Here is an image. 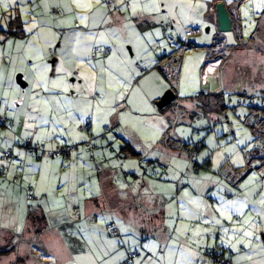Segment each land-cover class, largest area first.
<instances>
[{
  "label": "crops",
  "instance_id": "0c3cea01",
  "mask_svg": "<svg viewBox=\"0 0 264 264\" xmlns=\"http://www.w3.org/2000/svg\"><path fill=\"white\" fill-rule=\"evenodd\" d=\"M165 1L171 4L170 1ZM181 1L187 2L186 15L182 16L175 4L176 7H172L170 11L173 16H163L164 22L168 23L172 30H164L163 33L157 29L160 25L157 16L152 14L138 16L139 11H132L131 2H127L129 14H124L119 9H117L119 12L115 11L116 9L112 11V16H95L94 10L89 14L83 13L80 20L83 26H86L87 30L99 31L96 41L101 39L99 47L96 46L90 51L93 54L92 66L95 70L92 69V77L95 83L83 94L74 89L69 93L70 87H64L65 89L58 87L53 91L49 90L50 94L46 95L43 84L37 79L31 85L32 82L26 73L30 70L29 65L25 64L26 70L28 69L26 72L19 67L15 69L17 71L15 80L12 82V78H9L8 84L11 89L15 82L21 89L22 98L13 94L11 96L9 91L8 98L4 92L0 94V116L8 120L7 124L0 121V163H4L2 160L4 151L13 149L15 154L9 164L7 177L0 179L2 193L0 199L5 201L9 196L8 201L16 203L17 209L24 207L25 214L22 222L19 221L20 218H14L11 212L7 213L8 210L11 211L10 207L5 205L1 209L0 264H33L34 255L37 254L31 249V245L37 248L46 243L50 244V249L53 248L55 264L71 262L74 264L76 259H80L83 264H119L127 258L129 248L140 251L141 255L136 259L138 264H218L207 253L214 246L221 247L224 256L229 258L232 264H264V168L263 171L260 170L264 162L256 163L254 171L239 183H232L223 174L225 165L241 167L244 165V153L234 156L227 153L229 156L226 157L222 154L223 144L219 139V143L218 140L216 142L221 158L203 155L196 158V164L191 163L190 159L178 156L175 150L169 148L172 142L167 141L165 133L172 116L170 107L162 111L157 106V102L170 88V79L157 64L173 56L171 53L181 46L184 32L192 27H201V35L193 38L196 44L192 48L194 52L186 55L189 51L187 50L184 54L179 73L180 76L183 72L180 93L182 96L191 95V98L187 100L188 103L181 100L178 79L177 101L187 120L189 117L196 119L198 115H202L203 119L200 121L202 124L220 122L229 126L227 128L230 129L229 132L235 134L234 124L229 122L227 116L229 109L220 112L212 104L208 111H202L195 95L198 89L204 90L202 85L208 82L211 87L208 93L221 90L229 93L227 99L229 97V101L231 100V107L240 97L249 99L253 105L264 106V38L249 39L251 45L246 40V46L232 52L229 59L217 70L205 69L204 63L202 64L204 50L212 43L215 29L206 22L204 14L215 0H180L179 3ZM116 2L123 4L122 0ZM108 5L111 7L112 2ZM40 6L41 2L38 0H32L29 5V11H32L33 16L37 14L36 19H31L32 22L35 21V28L39 31L35 32V38L42 44L49 42L47 45L52 46L56 40V33H50L46 28L54 29L56 22H59L54 18L61 16L62 11L59 10L60 14H53L52 11L50 15L55 17L50 21L48 15L40 13L45 10H40ZM119 8L123 10L122 7ZM25 11L28 9L24 8L22 14L19 8H16L13 11L14 16H9L6 22L7 30L6 26H3L1 34L11 36L15 29L11 22L14 20L17 23L19 20L21 23L26 16ZM20 27L16 29L21 30ZM67 30L68 34L78 31L74 27ZM167 37L168 43L175 45L172 52H168L163 46ZM36 40L33 44L38 50H42ZM229 41L234 42L233 35L229 36ZM105 47L110 48L107 55L102 52ZM95 48H98L99 52L95 53ZM6 49L7 47L0 54V68H9L12 72L14 58L8 57ZM159 53L160 55H156ZM72 54L80 57L78 50ZM76 57L74 56L73 63H81ZM60 59L52 61L54 67L59 64ZM7 61L11 62L9 66H6ZM73 70L76 69L66 68L68 74ZM210 75L213 77L209 78ZM110 80L112 88L108 83ZM130 87V93L125 96V90ZM15 90L13 86L12 91ZM94 90L101 92L98 99V95H94ZM232 95L236 97L232 98ZM13 96L16 100L11 110L9 107ZM4 101H9V107L8 103L7 106L4 105ZM133 105L137 108L136 112ZM48 111L52 115V122L57 123L56 127H48L49 130L44 126L31 128L33 120L30 115L47 114ZM201 111L205 115L197 114ZM134 112L144 117V120L136 125L127 121ZM247 112H242L240 119L244 118L246 121L249 114ZM206 118L212 123H207ZM87 120L92 124L94 144L103 146L107 142L109 146L111 144L116 146L124 140L132 146L139 144V151L143 153L135 152L137 156L131 161L130 176L145 181L152 179V176L155 177L153 180L158 181L155 186L158 190L150 196V201L138 194V197L134 196L133 189L120 184L122 180L114 172L104 170L98 173L91 170L92 162L101 159V155L105 158L107 146L99 148L97 145L96 150H100V153L96 151L94 160L91 158L82 146L88 134L78 130ZM9 123L11 127L8 126ZM109 125L113 130L106 139L100 141L102 140L100 134L103 133V129H108ZM116 128L120 131H116ZM172 131L175 135L173 139L176 140L179 136L176 125ZM54 134H57L55 137L62 143L79 144L77 153L68 158L51 155L33 158L19 147L20 141L29 136L34 142L43 143L51 149L54 147L52 144ZM181 134L182 130L180 136ZM176 142L178 145V140ZM141 159H148L151 167L159 165L163 171L156 175L146 169L140 174L137 169L142 166ZM171 166H174V174L171 173L172 169H168ZM166 169L169 171L166 172ZM56 178L58 186L63 182L65 186L75 184L78 187L76 197L80 196V189L84 188L86 192L82 196L85 219L79 225L68 219V225H71L69 231L64 227L61 229L63 225H57L60 220L56 221L55 217L52 218L54 223L52 221L48 225L45 211H52V208L46 205L50 194L46 191L37 192L43 181H47L46 186L50 188ZM29 186L33 189V198L30 200L27 195ZM175 187L179 190L177 195H174ZM122 192L125 196L129 194L127 199L122 196ZM173 195L179 198L177 206L174 202L170 203L173 201ZM29 201L33 202L34 207H30V213L27 214ZM76 204L73 202L74 209L80 206L79 203L75 206ZM68 211L58 210L59 213ZM170 212L178 214V219L172 222L161 218L164 214L168 215V218ZM101 216L107 217L104 218L107 221L101 222ZM3 218H7L9 224L1 223ZM12 218L16 219V222H12ZM113 220L119 235L110 234L108 224ZM249 232L251 236L246 235ZM67 239H70L69 243ZM109 258H114L113 263L105 262Z\"/></svg>",
  "mask_w": 264,
  "mask_h": 264
},
{
  "label": "rangeland",
  "instance_id": "374dc122",
  "mask_svg": "<svg viewBox=\"0 0 264 264\" xmlns=\"http://www.w3.org/2000/svg\"><path fill=\"white\" fill-rule=\"evenodd\" d=\"M32 0H15V3L12 2V0H0V54L1 51L5 47H7L6 51H8V57H12L13 59V64L11 68H13L12 72L9 68H0V94L3 92L5 93L6 97L9 95V92H11V96L13 95H18L20 98L21 89L18 87V85L14 82V88L16 89L15 91H12L13 86H10L8 84L9 78H12V82L15 80V77L17 75V67H19L23 71H28L25 68V64L29 65V71L26 72L27 76L29 78V81H31V85L34 84V80L37 79L40 83L43 84L46 95L50 94L49 90H54L58 89V87H70L69 88V93H71L72 89L76 90L78 93H82L86 89H90L89 86H93L95 83V80L92 77V69H94L93 65V54L90 53L91 50H93L94 47H99V41L101 40L100 38L96 41L98 32L97 31H92V30H87L86 26H83L82 22L80 21L83 16V13L89 14L92 10H94L95 16H109L111 15L112 11H117L119 9L122 11L124 14H129V7L127 5V2L132 3V11H139L138 16H150L151 14L153 16H157L159 18V24L157 26V29L161 30L163 33L164 30H172V27L168 26V23L164 22L163 16H173V14L170 12L172 7H176L175 4H177V8L179 9V13L182 16L186 15V6L187 2L186 1H181L180 0H168L170 1L171 4H167L165 0H122L123 4L117 3L116 0H110L112 2V6L108 5L110 2L108 0H38L41 2L40 10L45 9L44 11H40L43 15H48L49 20L51 18H54L55 16H51L50 13L53 11V9L61 10L62 15L59 17H55L57 21L56 26L53 28H46L47 31L54 32L56 33V40L55 43L52 44V46H49L47 44H50L49 42L46 43H40L36 40L35 38V32H39L35 28V21H31V19H36L37 14L35 13V16H33L32 11H29L30 3ZM229 2V0H226ZM232 1V0H231ZM241 2V20H242V34L244 35V41L246 43V40L248 42L249 39L253 40L254 38H257V36H254V31L257 25V18L262 14L264 11V0H239ZM82 4H87L89 5L88 7H80L78 5ZM123 5V6H122ZM47 7V9H46ZM117 7V8H116ZM119 7H122L123 10H121ZM19 8V10L24 12V8H27L28 11H25L24 14V19L21 22V30L20 29H14L13 33L11 36L8 35H3L1 34V30H3V26H6V22L8 21L9 16H14L13 11ZM107 13H109L107 15ZM247 13V15H245ZM112 16V15H111ZM126 16V15H125ZM15 18V17H13ZM55 20V21H56ZM51 21V20H50ZM80 21V22H79ZM16 22V21H15ZM22 23H24V26H22ZM166 23V24H164ZM70 27L76 28L79 32H72L68 34V29ZM6 26V30H7ZM86 30H85V29ZM170 28V29H169ZM46 29H44L46 31ZM178 29V28H177ZM82 30V31H81ZM177 31V30H175ZM27 34V35H26ZM68 34V35H67ZM183 37H185V32L183 33ZM232 35V34H229ZM10 39V41H9ZM35 40L38 42L37 45H40L42 50H38L35 44ZM62 41V42H61ZM52 42V41H51ZM249 43V42H248ZM250 44V43H249ZM173 45V46H172ZM251 45V44H250ZM163 46L168 49V52H172L175 50V45L174 44H169L168 43V37L165 38L163 42ZM193 47L189 48L188 52L186 55H189L190 53L194 52ZM180 47L177 48L173 53L175 54ZM78 50V54L80 55L76 57V55H73L72 52ZM164 51V50H163ZM161 51V53L163 52ZM233 52V51H232ZM96 53V52H95ZM156 55H160L156 54ZM74 56L76 57V60L81 61V63L74 62ZM61 58L59 61V64L57 66H53L52 61L54 59ZM19 63H16V62ZM205 61V55H203V60L202 64ZM11 62L7 61L6 66H9ZM22 67V68H21ZM70 67V69L75 68L76 70H73L71 74H68V71H66V68ZM54 69V70H53ZM22 71V72H23ZM78 71L80 74H78ZM10 72V73H9ZM75 79V80H73ZM179 93L181 91L180 86L182 85L183 81V72H181V75L179 76ZM109 83L110 88H112V83L111 80ZM170 88H171V82H170ZM169 88V89H170ZM65 89V88H64ZM203 89V88H202ZM9 91V92H8ZM131 91V87L125 90V96L128 95ZM201 91L198 89L197 94H199ZM40 93V92H39ZM94 95H98L97 99L100 97V90H94ZM10 96V97H11ZM190 96V97H189ZM236 96L232 95V98ZM8 98V97H7ZM39 98V97H36ZM180 98L181 100L185 103L187 100L191 98V95H183L180 93ZM16 100L15 96H13V99L10 102V107H9V101L6 102L4 105L13 110V105L14 101ZM227 102L231 103V100L229 101V97L227 99ZM188 103V102H187ZM186 103V106H187ZM249 99L247 98H242L240 97L236 102L233 103V107H229L227 116L229 117V122L234 124L233 130L235 131V134H231L229 131L230 129L229 126L226 124L222 125L220 122H211L208 118L207 123H212L211 125H205L202 124V115H198L195 118L189 117L185 119L184 123H180L176 125V130L178 132V135L176 140L172 141L173 143H170L171 148L173 151L175 150V153L178 154V156H182L184 158H190V152L194 150V147L196 144L201 143L203 144L201 148L198 150L199 151V156H205V157H214L216 158H221L220 153L218 152V143L219 139L221 140V143L223 144V153L226 157L227 153H232V155H237L239 153H242L250 148V146L253 144V134L250 130V128L246 127L244 124V118L240 119V115L242 112H247L249 113L250 108L249 106ZM18 104V103H17ZM172 105V103L170 104ZM134 109L135 112L137 111V108L135 105ZM49 108V107H48ZM227 109V110H228ZM49 110V109H48ZM133 113L132 117L127 118L128 123H133L136 125V123H141L144 120V117L140 116L139 113ZM204 114V112H197V114ZM246 115V114H245ZM52 115H50L49 111L48 113H44L42 115H34L31 114L30 117L32 118L33 121L31 123L33 124L31 128L34 127H39L42 128L43 126L46 127L47 130L49 128H54L56 127V122H52ZM56 120V116L54 117ZM247 119V117H246ZM36 122V124H35ZM224 126V128H223ZM49 127V128H48ZM202 127L203 129H201ZM6 128V127H5ZM214 128V130L212 129ZM7 130L13 131V129H8ZM113 130V128H112ZM111 130V131H112ZM180 130H182V134L180 136ZM110 131V132H111ZM116 131H120V129L116 128ZM216 131V133H215ZM108 132L107 135L110 133ZM227 134L226 136H224ZM57 137V134L53 136V138ZM235 136V137H234ZM26 138V136H25ZM52 138V139H53ZM179 139H181L179 141ZM183 139V140H182ZM94 140V139H93ZM126 140H128L126 138ZM178 140V145L176 144ZM218 140V143L216 142ZM103 141V140H100ZM216 142V143H215ZM187 143V146H186ZM119 144V145H118ZM116 146H113L112 144L109 146L107 142L104 143L103 146H107L106 151V156L101 155V159L99 158L97 161L92 162L93 166H91V170L95 172H104L105 171H111L114 172L117 177H120L122 180L120 184L123 186H128L133 189L132 193L134 196L138 197V195L142 196V198H146L148 201H150V196L153 195V192H157V188L155 186L158 184L157 180H153L155 178L152 176V179H148L145 181L144 179L137 180L136 178H133V176H130L131 171V161L136 159L137 154L135 152L139 151V144L136 143V146L133 144V146L128 143L127 141H123L122 143H118ZM97 143L94 144L92 153H95L96 151L100 153V150H96L97 148ZM184 145L186 148H184ZM239 145L241 147H239ZM101 144L100 146L98 145L99 148L103 147ZM185 149H190V152L187 153L185 152ZM140 152V151H139ZM143 153V152H140ZM148 153V151L146 152ZM26 154V153H25ZM127 154H130L129 157L132 158L130 159L129 157H126ZM243 154V153H242ZM99 155V154H98ZM95 156V155H94ZM51 157V156H50ZM48 158V156L46 157ZM139 157H137L138 159ZM94 160V158H93ZM142 160V166L139 167L138 172L140 174L144 173V170H151L154 172L153 174L159 175L163 169L162 167L160 168L159 165L156 167H151L152 165L146 160ZM202 161V160H198ZM137 162V161H136ZM192 163V160H190ZM197 162V160H196ZM263 162V161H254L253 166H255L256 163ZM217 163V162H216ZM3 163H0V166H2ZM153 168V169H152ZM263 167L260 168L261 171H263ZM1 169V168H0ZM169 170L172 169L171 173L174 174V166H171L168 168ZM180 170V167H178ZM169 170L166 169V172ZM137 172V173H138ZM213 173L215 171H212ZM142 178V177H141ZM157 178V177H156ZM0 179L2 180L3 177L0 176ZM56 181L52 184L50 188H48L47 181L42 182V187H38L37 192H48L50 194L49 200H47L46 205L50 206L49 208H52V211H45V216H46V221H48V225L50 223H54V220L52 219L55 217L56 221L60 220V223L57 225H63V227L69 231L71 225H68V219L72 221V223H76L77 225L81 224L83 222V197L85 192V189L82 188L79 190L80 196L76 197L75 195L78 192V187L75 186V184L71 183L67 186L66 184H63L61 186H58V182ZM48 188V189H47ZM186 189V188H185ZM89 191V190H88ZM33 192V189H32ZM40 192V193H41ZM179 190L175 187V194L177 195ZM138 194V195H137ZM180 194V193H179ZM0 195L2 193L0 192ZM129 194L125 196V193L122 192V196L127 199ZM173 195V197H174ZM10 197H6L5 201L3 199H0V211L1 209L6 205L7 207H10L11 211L8 210L7 213H12V216L14 218H20L23 222L24 219V214H25V208L21 207L20 209H17L15 207H18L16 203H12V201H8ZM30 200V199H29ZM32 201V200H31ZM179 201L178 197H174L173 201L170 203L172 204L173 202L175 203V206H177V203ZM51 202V203H50ZM73 202H76L77 204L79 203L80 206H77L78 208L74 209L73 208ZM11 205H9V204ZM28 208H26V212L30 213V207L33 206V202H28ZM28 209V211H27ZM59 209H68L69 211L66 213H59ZM182 215H184L182 213ZM159 216V215H158ZM168 215L164 214L161 218H164L166 220L174 222V220L178 219V214L176 213H171L169 214V217L167 218ZM12 218V222H16V219ZM58 218V219H56ZM107 217L101 216L100 221L103 222L107 221L105 219ZM157 219V217H155ZM9 220L7 218H3L1 220V223L7 225L9 224ZM109 225V224H108ZM110 226V225H109ZM120 226V225H119ZM50 227V226H48ZM110 230V227H109ZM112 231V228L111 230ZM112 235V233H110ZM113 236V235H112ZM115 236V235H114ZM115 238V237H114ZM39 242V241H38ZM70 242V239H67V243ZM43 243V240L41 241V244ZM52 245V244H51ZM31 249L34 250V252L37 254L36 256L34 255V262L33 264H55L54 255L52 253L53 248H49L50 244L43 245L42 248L41 246H38L37 248H34L33 245H31ZM114 258H109L105 262L107 263H113ZM66 264H73L71 263H66ZM74 264H83L81 263L80 259H76Z\"/></svg>",
  "mask_w": 264,
  "mask_h": 264
},
{
  "label": "built area",
  "instance_id": "2783aa9c",
  "mask_svg": "<svg viewBox=\"0 0 264 264\" xmlns=\"http://www.w3.org/2000/svg\"><path fill=\"white\" fill-rule=\"evenodd\" d=\"M219 1H224L228 11L230 12L231 20H232V32H222L219 29V22L217 18V10L216 3ZM241 2L239 0H233L232 2H226L225 0H215L214 4L208 6L204 14V18L207 23L213 25L215 31L213 34L212 43L205 48V61L204 67L205 69L217 70L221 65H223L231 56L232 49L236 45H241L242 43V20H241ZM61 12L57 9H53V14H60ZM202 33L201 27H192L189 28L185 37L182 40V44L180 49L170 57L169 60L159 62L157 64L158 68L165 73V75L170 79L171 82V90L176 94V99L170 105L171 117L169 121V127L165 133L167 138H174L173 127L178 123H184V115L181 112V105L177 101V93H178V76L180 73L181 67V59L183 58L185 52L193 46V38L196 36H200ZM229 34H232L234 37V42L229 41ZM99 50L97 49L96 52ZM102 52L104 55H107L110 52L109 47H105ZM172 59V60H171ZM0 121L4 124H7V118L0 116ZM89 124L87 123L84 126L80 127V130H88ZM30 144V141L26 139L23 144H21V148L28 150L31 154L36 151L37 146ZM58 153V152H57ZM14 158V151L12 149L6 150L2 154V160L5 163L10 162ZM254 158H262L264 159V139L261 142H257L254 146L253 150L249 154V159L246 162V165L242 169H235L230 164L225 165L224 173L231 181H238L242 179L246 174L251 170L250 161ZM7 170V167L4 165L1 169V174H4ZM31 189H29V198H33V195L30 194ZM114 235H119V231L114 228ZM128 260L122 264H137L136 259L141 255L138 249L128 250L127 252ZM209 255L215 258L218 264H232L230 260L224 258L221 254V251L215 247L213 250L209 252Z\"/></svg>",
  "mask_w": 264,
  "mask_h": 264
},
{
  "label": "trees",
  "instance_id": "16d2710c",
  "mask_svg": "<svg viewBox=\"0 0 264 264\" xmlns=\"http://www.w3.org/2000/svg\"><path fill=\"white\" fill-rule=\"evenodd\" d=\"M11 24L13 25V27L16 29V27H20L21 26V23L20 21L18 20L17 23L13 20L11 22ZM13 33V32H12ZM11 33V34H12ZM257 36V38H264V11L262 12V14L257 18V25H256V28H255V31H254V36ZM244 35L242 34V43L241 45H236L233 47V52L238 49V48H242L244 46H246V43L244 41ZM193 41V46L191 47H195L196 44ZM182 44V43H181ZM98 48H95L94 49V52L97 51ZM99 50V49H98ZM99 52V51H98ZM166 57V56H165ZM164 59V57L162 58ZM160 61V60H159ZM227 95H229V93H225V91L223 92L222 90L219 91V92H216V93H208L207 90H202L199 94H196L195 95V99L197 101H199V104H200V108L202 109V111H208V108L210 109L212 104L215 108L219 109L220 112H223L225 109H228L230 107L229 103L227 102ZM209 97V99L207 100V98ZM169 106H167L166 108L162 109V111H166L167 108H169ZM250 108L249 110V114L246 116L247 119L246 121L244 120L245 124L251 129V132L253 134V144L250 146V148L246 151H244V165H242L241 167H234L232 164L231 166L235 169H242L245 167L246 165V162L248 161L249 159V154L250 152L253 150L254 146L257 144V142H261V140L264 139V106H258V105H253L251 102L249 103V106ZM186 117H184L185 119ZM89 124V129L88 130H80V128H78V130L81 132V133H87L88 134V138L82 143V146L88 151V153L90 154L91 158H94V153H92V149H93V146H94V138H93V134L91 132V122L89 120H87V122H85L84 125L86 124ZM180 124V123H178ZM83 125V126H84ZM9 127H11V124L9 123L8 124ZM168 129V128H167ZM214 129V128H212ZM112 130L111 126L109 125L108 126V129L105 128V130L103 129V133L100 134V138L102 140L106 139L107 137V133L110 132ZM167 131V130H166ZM28 139L30 141V144H33L35 146H37V149L36 151H34L32 154L26 150V149H22L21 148V144H23V142ZM173 138H168L167 141H174L172 140ZM173 143V142H172ZM52 144L54 145L53 148L49 149L46 147L45 144H41V143H37V142H34L32 140L31 137H27V138H24L20 141L19 143V147L21 150H23L28 156L30 157H33V158H41V157H44L45 155H51L52 157H63V158H68L69 156L77 153L78 151V148H79V144H66V143H62L58 140V138H53L52 139ZM203 144L201 143H198L195 145L194 147V150H192V152H190V149H185V152L189 153L190 155V160H192V163L193 164H196V158L197 156L200 154L199 153V149L201 148ZM186 146H187V143H186ZM186 146L184 145V148H186ZM13 150V149H12ZM14 151V150H13ZM58 152V153H57ZM14 157H15V154H14ZM13 160V159H12ZM12 160L8 163H3V165L1 166V169L3 168V166L5 165L7 167V170L5 171L4 174H1V169H0V176L6 178L7 175H8V171H9V164L12 162ZM254 161H263L264 162V159L262 158H254L250 161V167H251V170L249 171L248 174H246L242 179L238 180V181H232V183L234 184H237L239 183L241 180L245 179L246 177H248L253 171H254V166H253V162ZM223 174L225 175L224 171H223ZM229 178V177H228ZM29 189H31V192L30 194L33 195L32 193V187L29 186L28 187V190H27V195H28V198H29ZM30 199V198H29ZM109 227H110V230L112 228V231H110V233H112L113 235V229L117 228V225L115 223V221L113 220L111 223H109ZM215 247H217L220 251H221V254L224 258H226L227 260H230L229 258H227L226 256H224V251L221 247L219 246H214L213 248L209 249L207 251L208 255H209V252L211 250H213ZM135 248H129L128 250H134ZM5 251H2V253H4ZM210 256V255H209ZM211 257V256H210ZM213 258V257H212ZM215 259V258H214ZM128 260V256L127 258L123 261V262H120L119 264H122L124 263L125 261ZM215 261L217 262V260L215 259ZM231 261V260H230ZM137 263V262H136ZM218 263V262H217ZM138 264V263H137Z\"/></svg>",
  "mask_w": 264,
  "mask_h": 264
},
{
  "label": "water",
  "instance_id": "95a60500",
  "mask_svg": "<svg viewBox=\"0 0 264 264\" xmlns=\"http://www.w3.org/2000/svg\"><path fill=\"white\" fill-rule=\"evenodd\" d=\"M216 10H217V18L219 22L220 31L225 33L232 32L233 30L232 20H231L230 12L226 7L225 2L224 1L217 2ZM213 75H210L209 78H212ZM202 88L207 91L211 90V87L208 82L204 83L202 85ZM175 99H176V94L171 89H168L160 98V100L157 102V106L161 109H164L167 106H169Z\"/></svg>",
  "mask_w": 264,
  "mask_h": 264
},
{
  "label": "snow or ice",
  "instance_id": "6c2138e0",
  "mask_svg": "<svg viewBox=\"0 0 264 264\" xmlns=\"http://www.w3.org/2000/svg\"><path fill=\"white\" fill-rule=\"evenodd\" d=\"M12 2L15 3V0H12ZM229 2H231V0H229ZM78 6H80V7H88L89 5L82 4V5H78ZM245 15H247V13H245ZM246 235L251 236L252 234L249 232V233H246Z\"/></svg>",
  "mask_w": 264,
  "mask_h": 264
},
{
  "label": "bare ground",
  "instance_id": "6f19581e",
  "mask_svg": "<svg viewBox=\"0 0 264 264\" xmlns=\"http://www.w3.org/2000/svg\"><path fill=\"white\" fill-rule=\"evenodd\" d=\"M209 73H210V71H209ZM231 165V164H230Z\"/></svg>",
  "mask_w": 264,
  "mask_h": 264
}]
</instances>
